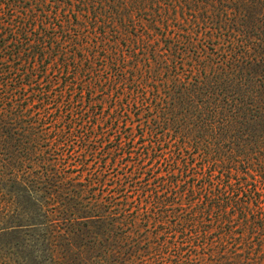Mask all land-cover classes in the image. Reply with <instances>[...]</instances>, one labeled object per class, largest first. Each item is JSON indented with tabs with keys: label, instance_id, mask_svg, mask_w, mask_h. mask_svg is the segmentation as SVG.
Listing matches in <instances>:
<instances>
[{
	"label": "trees",
	"instance_id": "obj_1",
	"mask_svg": "<svg viewBox=\"0 0 264 264\" xmlns=\"http://www.w3.org/2000/svg\"><path fill=\"white\" fill-rule=\"evenodd\" d=\"M0 225V264H264V0H0Z\"/></svg>",
	"mask_w": 264,
	"mask_h": 264
},
{
	"label": "rangeland",
	"instance_id": "obj_2",
	"mask_svg": "<svg viewBox=\"0 0 264 264\" xmlns=\"http://www.w3.org/2000/svg\"><path fill=\"white\" fill-rule=\"evenodd\" d=\"M49 72H50V71H49ZM85 96H87V94H86V93H85ZM96 97H97V98H99V94H97V95H96ZM106 108H107V105H106V104H104V106H102V107H101V106H99V109L106 110ZM45 262H46V261H44L42 264H48V263H45Z\"/></svg>",
	"mask_w": 264,
	"mask_h": 264
},
{
	"label": "snow or ice",
	"instance_id": "obj_3",
	"mask_svg": "<svg viewBox=\"0 0 264 264\" xmlns=\"http://www.w3.org/2000/svg\"><path fill=\"white\" fill-rule=\"evenodd\" d=\"M26 208H27V206H26ZM0 227H3L2 225H0Z\"/></svg>",
	"mask_w": 264,
	"mask_h": 264
}]
</instances>
